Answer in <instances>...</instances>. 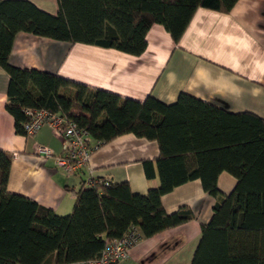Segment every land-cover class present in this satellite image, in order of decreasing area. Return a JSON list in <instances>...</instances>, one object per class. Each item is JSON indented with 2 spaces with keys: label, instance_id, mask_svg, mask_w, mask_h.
<instances>
[{
  "label": "trees",
  "instance_id": "trees-1",
  "mask_svg": "<svg viewBox=\"0 0 264 264\" xmlns=\"http://www.w3.org/2000/svg\"><path fill=\"white\" fill-rule=\"evenodd\" d=\"M56 1L59 10L51 16L28 1L0 0V68L9 79L5 109L13 118L15 133L24 136V110L38 109L65 115L101 145L125 134L156 141L160 185L141 196L126 183L93 189L82 184L71 213L58 216L7 192L12 156L0 151V264H76L97 259L106 241L122 238L131 228L139 231L140 238H151L178 227L192 220L193 214L185 207L167 214L160 199L192 180H199L216 203L209 222L201 227L190 264H264L263 120L241 115L239 120L244 121L234 124L233 139L227 140L223 135L228 128L224 130L210 111L216 144L208 147H214L211 152H226V160L217 157L220 162L215 166L177 169L178 157L166 153L167 143L187 120L176 112L185 103L199 101L180 95L172 106L151 96L138 102L9 64L19 32L139 56L152 25L162 26L177 43L198 8L228 13L238 0ZM201 131L208 133L207 128ZM222 171L236 180L228 195L216 186Z\"/></svg>",
  "mask_w": 264,
  "mask_h": 264
},
{
  "label": "crops",
  "instance_id": "crops-1",
  "mask_svg": "<svg viewBox=\"0 0 264 264\" xmlns=\"http://www.w3.org/2000/svg\"><path fill=\"white\" fill-rule=\"evenodd\" d=\"M24 1L51 16L59 10L56 0ZM9 64L138 102L151 96L172 106L180 95L199 101L201 104L185 103L176 112L187 122L181 132L176 130L169 137L166 153L178 157L177 169L215 166L220 162L217 157L226 160L227 155L208 147L216 144L210 111L224 130L228 128L223 135L227 140L233 139L230 130L234 124L244 121L239 120L241 115L251 114L264 121V0H238L228 13L198 8L177 43L162 26L154 24L139 56L19 32L12 42ZM8 80L0 68V151L12 156L7 192L66 216L88 172L67 177L53 158L36 154L38 146L50 149L54 157L61 154V142L48 127L30 137L15 133L13 118L5 109ZM205 128L208 133L203 135ZM215 153L220 156L213 157ZM159 156L156 141L125 134L95 150L89 169L96 178L126 183L133 194L144 196L160 185ZM235 183L226 171L216 179L224 195ZM160 201L167 214L185 207L193 219L151 238H140L128 257L117 264H190L201 227L209 222L216 200L202 189L199 180H192L174 187Z\"/></svg>",
  "mask_w": 264,
  "mask_h": 264
},
{
  "label": "built area",
  "instance_id": "built-area-1",
  "mask_svg": "<svg viewBox=\"0 0 264 264\" xmlns=\"http://www.w3.org/2000/svg\"><path fill=\"white\" fill-rule=\"evenodd\" d=\"M24 115L27 118L22 127L25 137L34 136L46 126L61 142V154L56 157L50 149L40 146L37 147L36 154L46 159L53 158L55 166L67 177L81 176L86 170L88 176L82 183L86 187L93 189L98 185H109L107 180L96 178L89 169L91 155L101 143L94 140L87 130L78 127L75 122L61 113L25 109ZM139 240V231L131 228L122 238L106 241L97 259L76 264H117L128 257L130 249Z\"/></svg>",
  "mask_w": 264,
  "mask_h": 264
}]
</instances>
